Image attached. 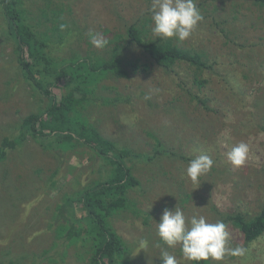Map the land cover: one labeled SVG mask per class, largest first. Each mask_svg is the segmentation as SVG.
Wrapping results in <instances>:
<instances>
[{
    "label": "rangeland",
    "instance_id": "374dc122",
    "mask_svg": "<svg viewBox=\"0 0 264 264\" xmlns=\"http://www.w3.org/2000/svg\"><path fill=\"white\" fill-rule=\"evenodd\" d=\"M57 1L64 5L63 16L73 19L81 31L55 52L66 59L72 54L106 57L107 47L95 48L89 30L110 40L141 15L151 18L152 0ZM206 1L195 0L204 19L193 34L183 42L171 38L205 55L211 67L198 76L204 85L194 83L197 74L187 65L170 71L152 65L148 74L104 78L96 95L111 103L87 102L74 116L77 122L90 118L102 137L136 155L132 159L136 162L128 165L139 185L127 197L139 212L120 210L107 219L126 245L119 259L123 264H158L162 248L179 264H191L183 260L179 245L168 248L157 236L165 207L177 206L187 218L204 216L214 223L221 220L220 214L254 215L264 202V11L241 0H224L222 5L216 0L219 16L238 10L233 21L236 32L225 38L211 27L212 12L206 11L212 6ZM40 3L41 7L44 0ZM3 21L0 14V145L5 138L18 137L22 120L48 103L17 71L13 42L3 32ZM130 48L125 56H141L139 49ZM155 139L176 157L156 155L147 161V155L155 153ZM76 142L58 133L28 137L0 160V264H90L92 248L89 253L87 244L75 246L89 220L81 218L80 208H73L84 190L105 179L109 167L87 148L88 152L75 147ZM240 142L247 143L250 151L245 164L234 167L227 152ZM181 154L183 160H178ZM201 154L210 156L214 165L193 184L185 169ZM52 177L56 185L50 187ZM226 225L229 247L241 246L245 254L226 255L223 261L208 264H264V235L245 244L242 234ZM88 232L87 237L94 238L92 230ZM142 239L148 242L144 251L138 249Z\"/></svg>",
    "mask_w": 264,
    "mask_h": 264
},
{
    "label": "trees",
    "instance_id": "16d2710c",
    "mask_svg": "<svg viewBox=\"0 0 264 264\" xmlns=\"http://www.w3.org/2000/svg\"><path fill=\"white\" fill-rule=\"evenodd\" d=\"M40 1L29 3V0H0V14L5 27L3 32L7 39L13 42L16 69L25 83L48 99L44 109L22 120V130L18 137L2 140L0 160L6 157L8 149H14L28 137L35 139L57 133L69 142L76 139L78 142L75 147L78 144L79 149H88L90 153L106 160L105 165L109 170L105 179L98 180L92 188L84 190L79 200L75 199L73 209L80 208L83 215L80 217L89 220L88 229L80 231L79 241L75 246L79 242L82 245L87 244L89 253L92 248L90 264H120L119 259L127 250L126 245L109 226L107 219L120 210L131 209L136 214L139 212L135 206L130 205L133 201L127 197L128 191L139 185L131 166L128 165V161L136 162L132 160L136 155L127 147L118 146L116 142L102 137L90 123V118L86 122H77L75 113L84 109L87 102L99 100L105 105L111 103L109 98L96 95L99 83L106 77L128 78L131 73L148 74L152 65L164 71H170L178 65H187L197 74L193 79L194 83L202 86L205 81L198 79V76L211 66L205 55L197 50L183 48L171 38L154 36L148 14L141 15L125 27L124 33L108 40L106 57L72 54L66 59L57 56L55 52L69 39L80 35L81 31L73 19L68 21L63 16V4L58 1L56 3V0H44V5L40 7ZM241 1L264 11V0ZM206 2L212 6L211 10L205 11L212 12L210 25L213 30L225 38H231V34L236 32L233 21L237 19L238 10L233 15L224 12L219 16L217 11L220 8L217 7L216 0ZM219 2L222 5L224 0ZM67 10L70 12L69 8ZM51 12L52 14H49ZM35 18L37 21H34ZM130 47L139 49L141 56H125L124 52ZM129 50L132 51L131 48ZM154 141L157 143L155 153L147 155V161L150 162L156 155L176 157L177 153L167 151L158 139ZM54 145L55 143L52 146ZM64 145L68 148V144ZM52 146L50 145V148ZM177 159L183 160V155L177 156ZM55 185L56 181L52 177L50 187ZM220 219L236 228L242 234L245 244H249L264 235V202L254 215L233 212L220 214ZM61 222L60 224L64 223L62 220ZM89 230L95 234L94 238L87 237ZM208 262L201 261L200 264ZM158 264H161V261Z\"/></svg>",
    "mask_w": 264,
    "mask_h": 264
},
{
    "label": "clouds",
    "instance_id": "9594fccd",
    "mask_svg": "<svg viewBox=\"0 0 264 264\" xmlns=\"http://www.w3.org/2000/svg\"><path fill=\"white\" fill-rule=\"evenodd\" d=\"M149 11L153 35L161 38H175L178 42L187 40L204 19L195 0H152ZM87 35L95 48L102 49L109 43L101 33L94 30H89ZM249 151V145L240 142L227 152V160L234 167H241L245 164ZM213 165L214 161L210 156L198 155L188 162L185 175L193 184H196L201 176L212 169ZM156 233L168 248L179 245L184 261L196 262V264L209 260L220 262L226 255L242 256L246 251L241 246L229 247L230 233L222 220L211 223L207 222L204 216L192 215L187 218L177 206L174 210L168 207L163 209L157 222ZM147 243V240H140L138 249L144 251ZM159 259L161 264H179L176 256L163 248Z\"/></svg>",
    "mask_w": 264,
    "mask_h": 264
},
{
    "label": "crops",
    "instance_id": "0c3cea01",
    "mask_svg": "<svg viewBox=\"0 0 264 264\" xmlns=\"http://www.w3.org/2000/svg\"><path fill=\"white\" fill-rule=\"evenodd\" d=\"M76 165V164H75Z\"/></svg>",
    "mask_w": 264,
    "mask_h": 264
}]
</instances>
